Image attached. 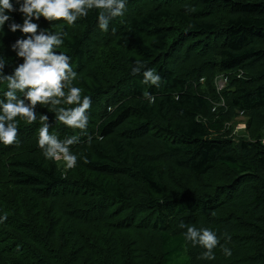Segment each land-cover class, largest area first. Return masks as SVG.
<instances>
[{
  "label": "trees",
  "instance_id": "16d2710c",
  "mask_svg": "<svg viewBox=\"0 0 264 264\" xmlns=\"http://www.w3.org/2000/svg\"><path fill=\"white\" fill-rule=\"evenodd\" d=\"M136 1L107 32L97 10L74 25L34 21L65 33L57 51L92 103L84 130L55 118L76 105L38 104L36 121L17 117L19 143H0V264H264V0H152L130 11ZM21 38L7 24L0 33L5 75L23 63L12 47ZM136 61L159 86L133 74ZM208 72L238 77L210 93L199 83ZM7 90L0 83V99ZM237 118L249 137L235 141L225 129ZM43 123L60 140L78 137L66 174L38 145ZM188 226L216 232L213 260L185 238Z\"/></svg>",
  "mask_w": 264,
  "mask_h": 264
},
{
  "label": "clouds",
  "instance_id": "9594fccd",
  "mask_svg": "<svg viewBox=\"0 0 264 264\" xmlns=\"http://www.w3.org/2000/svg\"><path fill=\"white\" fill-rule=\"evenodd\" d=\"M126 4L127 0H0V33L4 35L7 24L11 32L24 34V38L17 39L12 46L17 57L23 59L12 74H4L5 63L0 58V83L7 82L8 89L4 92V99H0V143H19L17 117L27 123L36 121L38 104L53 107L76 105L56 107L55 118L72 129L84 130L88 125L91 97L82 96V89L72 86L77 73L70 63L71 57L57 51L64 43L65 33L49 29L38 32L40 25L34 21L43 17L49 22L63 20L67 25H74L78 19L87 17L91 10H97L98 27L107 32L110 21L124 14ZM13 12L21 14L23 23L15 21L11 15ZM144 67L141 61H136L133 74L142 72V83L159 86L162 78L158 72L154 68L144 70ZM146 99L153 103L155 97L148 93ZM39 116L42 121L48 120L46 115L39 113ZM49 127L48 123H43L39 129L38 145L44 156L64 161L67 168L75 167L78 157L70 146L79 142L78 137L60 140L57 135L49 133ZM185 238L193 246L205 249L203 259L215 258L213 249L219 244L216 232L210 228L188 226ZM223 250L225 255H231L227 247Z\"/></svg>",
  "mask_w": 264,
  "mask_h": 264
},
{
  "label": "rangeland",
  "instance_id": "374dc122",
  "mask_svg": "<svg viewBox=\"0 0 264 264\" xmlns=\"http://www.w3.org/2000/svg\"><path fill=\"white\" fill-rule=\"evenodd\" d=\"M153 4L155 5L156 3L153 2L152 0H137L136 2H134L131 5V7L129 9H130V11L133 9L135 11L141 10V9H146V8L151 7ZM220 16L223 17L222 21H224L225 16L224 15H220ZM184 51H185V48L182 49V52H184ZM207 60H210V59H207ZM204 61H206L205 58L200 59L198 64H201ZM237 74L234 75L233 73L218 72L217 74H215L216 76L214 75V73H213L214 76H212V72H208L207 76H205L199 80V83L201 85L200 87L203 90H205L206 92H210V93L217 92L218 93L219 83L223 82V81H227L225 83V88H224V89H227L230 86V82L233 79V76L238 77ZM212 89H214V91ZM217 102H219L218 107L226 108L227 110L229 109L225 99L220 100V98H219V100ZM225 131L227 133H230L229 137L235 139V141L240 139V138H247V137H249L248 120L237 118L235 121H230V122L226 123ZM263 142H264V139H263ZM57 162H58V165H59L61 171L65 174L70 169L74 168V167L73 168H67L65 165V162L62 160L57 161Z\"/></svg>",
  "mask_w": 264,
  "mask_h": 264
},
{
  "label": "built area",
  "instance_id": "2783aa9c",
  "mask_svg": "<svg viewBox=\"0 0 264 264\" xmlns=\"http://www.w3.org/2000/svg\"><path fill=\"white\" fill-rule=\"evenodd\" d=\"M227 81H223V82H220L219 85H218V93L220 94L221 92H223L225 89V83Z\"/></svg>",
  "mask_w": 264,
  "mask_h": 264
}]
</instances>
